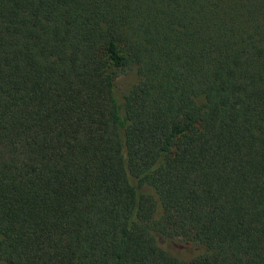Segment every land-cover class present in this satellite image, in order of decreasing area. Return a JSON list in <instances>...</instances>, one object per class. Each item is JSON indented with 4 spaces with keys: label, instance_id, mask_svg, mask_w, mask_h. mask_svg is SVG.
<instances>
[{
    "label": "trees",
    "instance_id": "obj_1",
    "mask_svg": "<svg viewBox=\"0 0 264 264\" xmlns=\"http://www.w3.org/2000/svg\"><path fill=\"white\" fill-rule=\"evenodd\" d=\"M0 264H264V0H0Z\"/></svg>",
    "mask_w": 264,
    "mask_h": 264
}]
</instances>
